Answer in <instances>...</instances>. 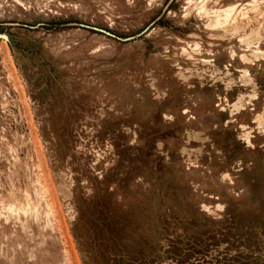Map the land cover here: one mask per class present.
Instances as JSON below:
<instances>
[{
	"label": "rangeland",
	"instance_id": "374dc122",
	"mask_svg": "<svg viewBox=\"0 0 264 264\" xmlns=\"http://www.w3.org/2000/svg\"><path fill=\"white\" fill-rule=\"evenodd\" d=\"M0 36V264H264V0H0Z\"/></svg>",
	"mask_w": 264,
	"mask_h": 264
},
{
	"label": "bare ground",
	"instance_id": "6f19581e",
	"mask_svg": "<svg viewBox=\"0 0 264 264\" xmlns=\"http://www.w3.org/2000/svg\"><path fill=\"white\" fill-rule=\"evenodd\" d=\"M233 108L234 110L232 112L236 111V113H240V110H241L240 100L233 105ZM244 137L247 143H251L250 137L248 134H245Z\"/></svg>",
	"mask_w": 264,
	"mask_h": 264
},
{
	"label": "water",
	"instance_id": "95a60500",
	"mask_svg": "<svg viewBox=\"0 0 264 264\" xmlns=\"http://www.w3.org/2000/svg\"><path fill=\"white\" fill-rule=\"evenodd\" d=\"M0 37H2V36H0Z\"/></svg>",
	"mask_w": 264,
	"mask_h": 264
}]
</instances>
